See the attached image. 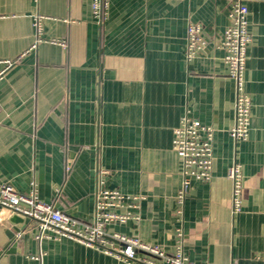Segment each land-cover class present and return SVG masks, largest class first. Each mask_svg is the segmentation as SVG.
Returning a JSON list of instances; mask_svg holds the SVG:
<instances>
[{
	"label": "crops",
	"instance_id": "obj_1",
	"mask_svg": "<svg viewBox=\"0 0 264 264\" xmlns=\"http://www.w3.org/2000/svg\"><path fill=\"white\" fill-rule=\"evenodd\" d=\"M91 3L0 0V182L20 192L35 184L41 200L89 221L104 169L106 187L143 196L138 220L106 227L113 246L118 233L170 253L181 244L197 264H264V0L246 2L252 113L240 141L230 136L234 82L218 47L228 0H108L101 23ZM189 23L207 43L187 61ZM184 115L214 134L211 179L191 182L180 215L172 138ZM234 162L243 174L237 214L227 178ZM11 214L0 208V242L11 232L14 246L0 264H130L52 229L37 238L33 220L15 229Z\"/></svg>",
	"mask_w": 264,
	"mask_h": 264
},
{
	"label": "built area",
	"instance_id": "obj_2",
	"mask_svg": "<svg viewBox=\"0 0 264 264\" xmlns=\"http://www.w3.org/2000/svg\"><path fill=\"white\" fill-rule=\"evenodd\" d=\"M228 25L220 35L218 47L223 51V62L228 76L234 82V123L230 136L235 141L245 140L249 134L252 100L245 89V68L248 47L252 37L248 28L247 0H228ZM108 0H92L93 16L101 23L106 18ZM41 16H36L34 26L40 34ZM63 46L65 44L61 42ZM207 39L200 24L187 25L185 58L192 60L200 52ZM213 129L188 115L181 117L174 129L172 149L181 162L182 186L177 192V214L182 215L184 202L192 181L207 182L211 179ZM107 171L98 169L95 205L91 220L83 221L56 209L52 203L38 197L35 184L28 192L18 191L12 184L0 182V208L33 220L39 230L37 238L47 236L46 230L73 238L88 246L98 247L106 253L121 257L130 264H197L183 251L179 244L173 252H167L160 245L148 243L135 237L114 233L118 241L113 246L106 239V227L111 224L138 220L137 209L140 195L125 194L116 188L105 186ZM231 182L230 210L237 214L242 210L243 174L241 165L234 162L227 170ZM178 236L182 237L181 232Z\"/></svg>",
	"mask_w": 264,
	"mask_h": 264
},
{
	"label": "water",
	"instance_id": "obj_3",
	"mask_svg": "<svg viewBox=\"0 0 264 264\" xmlns=\"http://www.w3.org/2000/svg\"><path fill=\"white\" fill-rule=\"evenodd\" d=\"M31 220L28 217H24L22 215H19L17 213H12L11 216L8 218V222L12 223L15 226V229H17L16 225H19V223L22 222H28ZM13 237L11 232H7V240L0 242V250H2V254L0 256V260H6L7 255L14 252V246L10 245L7 247V242Z\"/></svg>",
	"mask_w": 264,
	"mask_h": 264
}]
</instances>
